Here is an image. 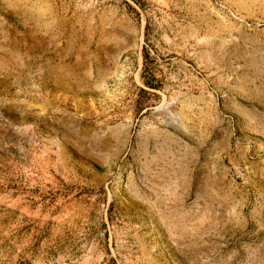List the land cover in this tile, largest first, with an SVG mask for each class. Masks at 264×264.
Masks as SVG:
<instances>
[{
  "label": "rangeland",
  "instance_id": "374dc122",
  "mask_svg": "<svg viewBox=\"0 0 264 264\" xmlns=\"http://www.w3.org/2000/svg\"><path fill=\"white\" fill-rule=\"evenodd\" d=\"M0 264H264V0H0Z\"/></svg>",
  "mask_w": 264,
  "mask_h": 264
},
{
  "label": "trees",
  "instance_id": "16d2710c",
  "mask_svg": "<svg viewBox=\"0 0 264 264\" xmlns=\"http://www.w3.org/2000/svg\"><path fill=\"white\" fill-rule=\"evenodd\" d=\"M145 86L149 89H156V86L149 84V83H145Z\"/></svg>",
  "mask_w": 264,
  "mask_h": 264
}]
</instances>
